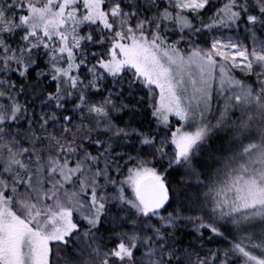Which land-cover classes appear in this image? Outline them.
Returning <instances> with one entry per match:
<instances>
[{
  "label": "snow or ice",
  "instance_id": "obj_1",
  "mask_svg": "<svg viewBox=\"0 0 264 264\" xmlns=\"http://www.w3.org/2000/svg\"><path fill=\"white\" fill-rule=\"evenodd\" d=\"M0 264H264V0H0Z\"/></svg>",
  "mask_w": 264,
  "mask_h": 264
}]
</instances>
